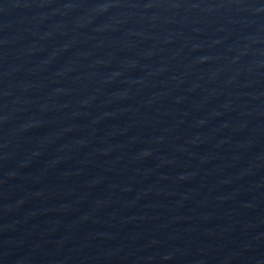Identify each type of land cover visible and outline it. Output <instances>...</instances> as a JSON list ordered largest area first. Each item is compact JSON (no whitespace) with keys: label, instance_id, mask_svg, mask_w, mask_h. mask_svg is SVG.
<instances>
[{"label":"water","instance_id":"1","mask_svg":"<svg viewBox=\"0 0 264 264\" xmlns=\"http://www.w3.org/2000/svg\"><path fill=\"white\" fill-rule=\"evenodd\" d=\"M0 264H264V0H0Z\"/></svg>","mask_w":264,"mask_h":264}]
</instances>
